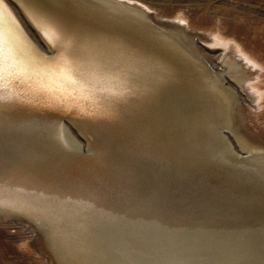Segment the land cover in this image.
I'll return each mask as SVG.
<instances>
[{
    "label": "bare ground",
    "instance_id": "6f19581e",
    "mask_svg": "<svg viewBox=\"0 0 264 264\" xmlns=\"http://www.w3.org/2000/svg\"><path fill=\"white\" fill-rule=\"evenodd\" d=\"M5 5L51 56L75 40L86 62L103 65L105 94L115 95L94 112L47 99L5 103L0 214L16 213L36 224L60 264H264V144L236 129V96L219 74L224 70L242 89L257 93L256 60L239 45L233 55L195 42L182 27L153 22L143 8L121 0H5ZM32 12L48 16L65 34L59 50L33 27ZM62 115L83 140L71 134ZM222 128L254 165L251 172L240 165L219 167L220 147L228 144ZM84 146L92 149L86 157L92 160L78 162ZM198 165L226 186L210 182L186 193L179 213L218 220L181 221L157 207L161 195L145 200L151 189L171 193L172 187H159L169 171L178 182L179 170L196 171ZM183 181L190 187L203 183L191 175ZM128 209L136 212L124 213Z\"/></svg>",
    "mask_w": 264,
    "mask_h": 264
},
{
    "label": "rangeland",
    "instance_id": "374dc122",
    "mask_svg": "<svg viewBox=\"0 0 264 264\" xmlns=\"http://www.w3.org/2000/svg\"><path fill=\"white\" fill-rule=\"evenodd\" d=\"M121 1L143 8L153 22L182 27L195 42H201L208 47L221 46L220 51L223 54L233 55L239 54L240 46L253 60H256L259 68L254 69L252 81L256 85L259 83L257 85L259 92L254 94L251 90L242 89V85L235 84L224 70L219 73L215 69V72L223 76L224 86L231 87L236 96L238 118L235 119L236 129L264 144V0ZM30 27L34 30L31 25ZM201 35L206 38L217 36L224 40L205 43L201 40ZM216 58L215 60L220 62L221 57ZM246 63L254 68L252 62L246 61ZM219 66L223 67L222 64ZM227 81L230 83H226ZM245 101L249 103L248 106L245 105ZM69 122L63 123L69 126L66 127L77 140H83L84 137L77 130V126ZM254 124L257 129L254 128ZM222 136L228 143L231 153L244 156V152L242 153V149L229 130L222 128ZM195 189V185L189 188L190 192H194ZM7 215L0 214V264H60L50 251L42 229L24 216L16 213Z\"/></svg>",
    "mask_w": 264,
    "mask_h": 264
},
{
    "label": "snow or ice",
    "instance_id": "6c2138e0",
    "mask_svg": "<svg viewBox=\"0 0 264 264\" xmlns=\"http://www.w3.org/2000/svg\"><path fill=\"white\" fill-rule=\"evenodd\" d=\"M29 19L52 49L59 50L67 40L48 16L32 12ZM103 71V65L83 59L75 40L55 56L42 52L6 9L5 0H0V115L5 103L38 99L94 112L115 95L105 94Z\"/></svg>",
    "mask_w": 264,
    "mask_h": 264
},
{
    "label": "water",
    "instance_id": "95a60500",
    "mask_svg": "<svg viewBox=\"0 0 264 264\" xmlns=\"http://www.w3.org/2000/svg\"><path fill=\"white\" fill-rule=\"evenodd\" d=\"M13 12V11H12ZM13 15L15 16V18H16V20L19 22V24H20V26H21V28L24 30V33H26L27 34V37H28V39H30L31 40V42H34L36 45H37V47L42 51V52H44L45 54H47V55H50L51 56V52H48V50L46 49V48H44L43 46H42V44H41V42H39V40H37L30 32H27L26 30H25V28L23 27V25L21 24V22L18 20V18L16 17V15L14 14V12H13ZM41 48H43L44 49V51L41 49ZM60 118H61V121L62 122H64V121H66V122H69L68 120H69V117H67V116H64V115H62V116H60ZM71 124V123H70ZM81 130V129H80ZM83 133H84V131L83 130H81ZM85 135V134H84ZM86 136V135H85ZM92 149H90V148H88V147H86L85 149H84V151H82L81 152V154L80 155H78V157H77V161L78 162H87V160H92L91 158H86V157H88V155L90 154L89 152L91 151ZM92 153V152H91ZM93 153H95V152H93ZM219 153H220V155H221V157H220V159H219V163L221 162L222 164L221 165H219V167L220 168H223L225 171H229V170H234V168L237 166V165H240V166H243L242 168H244L245 169V167H246V169L244 170L245 172H251V169L250 168H252L253 166H251L252 165V163H250V164H248V163H246L245 161H244V157L243 156H238V155H236V154H234V153H231L230 151H229V149H228V145L227 146H224V145H221V147H220V150H219ZM151 164H152V162H151ZM76 168L77 167H79L80 165H79V163H76ZM256 166V165H255ZM196 167V171H193L192 169L190 170L189 168L188 169H181V170H179V173H181L182 174V176L180 177V179H179V181L178 182H176V181H173V180H175L176 178H174L171 174H174V172H171V171H169L168 172V177L169 178H167V179H164V178H160V180L161 179H164V181H165V183H163L162 184V186H161V184H160V186L159 187H161V189L162 188H165V187H167V186H169V188H171L172 189V191H171V193H167L166 194V191H162V192H159V191H157L156 190V188H155V190H153V189H151V190H149V192H147V195H146V197H145V200H147V199H150V198H154V196H158V194L159 195H161V198L159 199V200H161L159 203H158V205H157V207H163V208H161V209H164V210H168V212L170 211L171 213L173 212V214H174V212H175V215H178V216H180V217H182V220L181 221H185V220H188V219H190V218H192L193 219V221H196V222H204V221H214V219L215 220H218L216 217H215V215H207L206 213H201V212H199V213H197V214H194V215H187L186 213H184L185 215L184 216H181V215H183V213H179L183 208H185L184 206H182V203H184L185 201H188V199H187V197L188 196H185V194L186 193H194L195 191H196V189H200V190H203V189H205L206 188V186H209V185H211L210 184V182L211 183H213V184H215L216 186H219V185H221L222 187H224V186H226V184L225 183H222V184H220V183H217V179L219 178V177H217V176H210L209 174H207V173H204V172H207L208 170H211V169H209L207 166H204V165H198V166H195ZM254 168V167H253ZM208 169V170H207ZM215 169H218V168H215ZM171 172V173H170ZM170 173V174H169ZM188 175H191V176H194L195 177V180H197V181H201V182H203V183H201V184H199V185H196L195 186V191L194 192H190L189 191V188H190V186L189 185H187V184H185L184 183V177H186V176H188ZM222 179H224V180H226L225 178H223V177H221ZM230 179V178H229ZM171 180V181H170ZM172 182H174L173 184H172ZM183 182V183H182ZM193 186V185H192ZM191 186V187H192ZM232 188V186H228V188ZM211 188H213V187H211ZM160 189V190H161ZM185 196V197H184ZM158 200V199H157ZM158 202V201H157ZM136 209V208H135ZM135 209H133V210H129L128 209V211H126V212H124V213H134V212H136V210ZM184 210V209H183ZM184 217H189V218H187V219H184Z\"/></svg>",
    "mask_w": 264,
    "mask_h": 264
}]
</instances>
